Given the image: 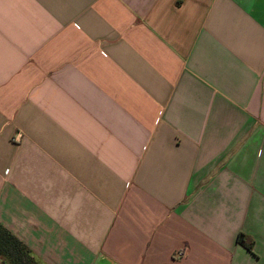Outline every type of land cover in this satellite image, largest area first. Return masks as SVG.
<instances>
[{"label":"crops","instance_id":"0c3cea01","mask_svg":"<svg viewBox=\"0 0 264 264\" xmlns=\"http://www.w3.org/2000/svg\"><path fill=\"white\" fill-rule=\"evenodd\" d=\"M0 224L39 264H264V0H0Z\"/></svg>","mask_w":264,"mask_h":264},{"label":"trees","instance_id":"16d2710c","mask_svg":"<svg viewBox=\"0 0 264 264\" xmlns=\"http://www.w3.org/2000/svg\"><path fill=\"white\" fill-rule=\"evenodd\" d=\"M238 241L252 251L254 242L244 234H240ZM0 264H39L31 250L13 233L0 224Z\"/></svg>","mask_w":264,"mask_h":264},{"label":"built area","instance_id":"2783aa9c","mask_svg":"<svg viewBox=\"0 0 264 264\" xmlns=\"http://www.w3.org/2000/svg\"><path fill=\"white\" fill-rule=\"evenodd\" d=\"M21 137H22V135H21V134H18V135L15 137L14 141H19V140L21 139Z\"/></svg>","mask_w":264,"mask_h":264}]
</instances>
